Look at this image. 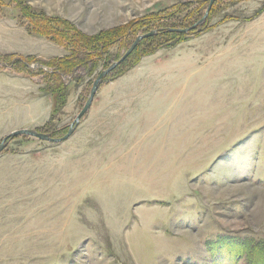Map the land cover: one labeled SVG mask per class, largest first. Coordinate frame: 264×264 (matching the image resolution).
Returning <instances> with one entry per match:
<instances>
[{
  "label": "rangeland",
  "instance_id": "rangeland-1",
  "mask_svg": "<svg viewBox=\"0 0 264 264\" xmlns=\"http://www.w3.org/2000/svg\"><path fill=\"white\" fill-rule=\"evenodd\" d=\"M4 1L0 142L19 129L63 136L98 74L153 34L104 77L69 138L6 141L0 264H264L260 249L235 256L264 244V0H215L187 32L209 0H17L34 27L41 13L88 36L127 26L58 77L42 62L72 45L27 32Z\"/></svg>",
  "mask_w": 264,
  "mask_h": 264
},
{
  "label": "trees",
  "instance_id": "trees-1",
  "mask_svg": "<svg viewBox=\"0 0 264 264\" xmlns=\"http://www.w3.org/2000/svg\"><path fill=\"white\" fill-rule=\"evenodd\" d=\"M13 1L18 7L17 0H10ZM7 3L4 0H0V5L4 6ZM182 4L176 6L175 9L179 8ZM20 10V20L23 21V24L26 25V28L28 32L34 33L36 35L40 36H51L50 38L55 41L56 37H59L61 39H64L68 43H70L71 51L64 56L61 57H53L49 58L42 62L44 66H47L48 68L52 69V74L55 76H61V75H68L71 74L77 67L86 65L88 62H95L94 58H100L102 51L106 49L111 43L116 42L122 37H125L127 35V32L125 28L127 26L119 27L115 30H103L100 33L92 36H88L78 29L72 24H70L68 21L63 20L61 18H53V17H46L44 14L37 15L34 17L37 19V21L40 22L36 27H34L28 20L32 18V13L27 11L24 8H18ZM175 11L170 13L168 16H171ZM25 21L27 23H25ZM59 23L60 27L62 29L56 30L54 27H51L50 24L53 23ZM71 32V33H70ZM171 32H168L167 30H161L160 34L169 35ZM145 40V39H144ZM142 40L140 44L136 47V49L129 55V57L133 56L134 53H136L138 48H140V45H142ZM73 46H77V49H72ZM3 59L8 58L9 55L1 56ZM128 57V58H129ZM1 59L0 62H5V60ZM9 64V63H8ZM237 241L230 240V243H234ZM229 243V244H230ZM240 249H237L235 251V256H247L249 257L250 253L253 254L260 249L264 254V244L263 243H254V242H248L244 241L241 242ZM210 247V246H208ZM255 251V252H253ZM210 252H213V250L210 249Z\"/></svg>",
  "mask_w": 264,
  "mask_h": 264
},
{
  "label": "water",
  "instance_id": "water-1",
  "mask_svg": "<svg viewBox=\"0 0 264 264\" xmlns=\"http://www.w3.org/2000/svg\"><path fill=\"white\" fill-rule=\"evenodd\" d=\"M215 0H209L208 3V7L206 9L205 14L203 15V17L197 22L195 23L192 27L190 28H186V29H182L180 31L182 32H187L189 29H192L194 27H196L197 25L202 24V22L204 21L205 17L207 16V13L212 5V3ZM153 32H148V33H144L141 35H138L135 40L133 41V43L130 45V47L126 50V52L122 55V57L117 60L116 62L112 63L111 65H109L106 69L102 70L98 76L96 77V79L93 81L92 87L90 89V93L88 96V99L85 103V105L83 106V108L81 109V111L78 113V115L76 116V118L74 119L73 123L70 124L68 126V129L66 131V133L61 136V137H52L50 134L48 133H42V132H38L35 129H19V130H15L12 131L11 133H9L8 135H6L2 141L0 142V152L1 150L5 147L6 141L12 137L18 136V135H28V136H33L37 139L40 140H45V141H50V142H61L66 140L67 138L70 137V135L73 133L75 127L78 125L80 118L86 113V111L89 109L91 103H92V99L95 95V92L99 86V84L103 81L104 77L111 71L113 70L120 62H122L128 55L131 54V52L134 50V48L139 44V42L143 39L146 38L150 35H152Z\"/></svg>",
  "mask_w": 264,
  "mask_h": 264
},
{
  "label": "crops",
  "instance_id": "crops-1",
  "mask_svg": "<svg viewBox=\"0 0 264 264\" xmlns=\"http://www.w3.org/2000/svg\"><path fill=\"white\" fill-rule=\"evenodd\" d=\"M26 31L28 32L27 28H26Z\"/></svg>",
  "mask_w": 264,
  "mask_h": 264
},
{
  "label": "bare ground",
  "instance_id": "bare-ground-1",
  "mask_svg": "<svg viewBox=\"0 0 264 264\" xmlns=\"http://www.w3.org/2000/svg\"><path fill=\"white\" fill-rule=\"evenodd\" d=\"M107 75H108V74H107ZM107 75H106V76H107Z\"/></svg>",
  "mask_w": 264,
  "mask_h": 264
}]
</instances>
